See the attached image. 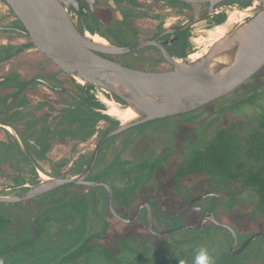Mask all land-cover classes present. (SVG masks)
<instances>
[{"label":"flooded vegetation","instance_id":"flooded-vegetation-1","mask_svg":"<svg viewBox=\"0 0 264 264\" xmlns=\"http://www.w3.org/2000/svg\"><path fill=\"white\" fill-rule=\"evenodd\" d=\"M253 6L254 2L252 0H227L215 5L211 13L198 23L204 22L205 25L203 26L208 31V29L210 30L227 22L230 18L228 9L245 11ZM208 9L209 5L207 4L190 5L176 0H74V4H69L68 13L76 20L84 36H96L112 46L126 47L140 42L153 43L125 55L96 53L130 68L148 72H162L172 69V65L166 55L176 60L185 59L196 48H194V43H197L194 25H186L189 20L205 13ZM251 15L250 13L243 21H246ZM227 29L226 24L219 28L217 27L212 35V43L223 37ZM199 57L194 56L192 59L196 60ZM262 71H264V66L234 91L220 99L236 97L239 92L241 94L259 93L264 87V74L261 75ZM103 94L105 100H115L120 102V104H124L117 97L107 93ZM77 101L87 102L92 106L93 111L107 116L105 115L104 100L93 93V91H82L54 63L39 53L9 3L5 0H0V196H19L44 180L74 177L84 171L99 140L113 125L101 119L94 125L92 134L83 141L78 137L65 136L64 128H62L67 122L65 111L77 108ZM209 106L211 104L197 111L205 110ZM201 122L202 120H194V123L198 125ZM217 122L220 125L224 124L220 122L218 115H214L212 119L210 118L201 126L202 131L204 133L207 131L208 136L206 140L197 144L198 149L203 148L205 144L215 137L218 131L220 132L222 128ZM143 125L145 124L131 128L106 140L97 155L89 176L85 179L86 182L103 183L110 188L114 211L118 199V197L115 198L117 196L116 192L128 187L126 183L142 177L140 165L136 166V170L130 171V167L140 160L139 149L123 151V145H120L122 137L128 134L129 131ZM45 128L48 129V132L43 137V129ZM126 141L127 143L124 145L130 144L131 138ZM116 157L118 160H115ZM99 158L102 160L101 167L103 169L101 173H99L100 167L99 169L96 168ZM113 163L114 168L112 167ZM80 165H82L81 168H77ZM104 169L107 171L105 174H103ZM106 175L109 177L107 178ZM131 176L132 178L129 179ZM113 181H120V183H113ZM190 181L198 185V191L187 194L179 193V196L185 200L187 199L182 205L185 212L191 214L189 213L190 210L195 211L197 213L195 215L198 216L194 223L185 225L195 226L204 216L212 214L217 222L227 224L233 228L237 236V245L231 251V233L211 221L203 222V227L198 231H186L194 232L197 238L204 234L207 237H213L216 233L215 230L221 229L223 231L222 237L229 244L224 250L227 259L232 257L239 259L245 255L243 257L245 261L246 257H248L247 261L250 262L249 264H262L260 258L262 249L258 258L253 255L252 248L256 240L261 239L260 241L264 243V239L257 238L248 246L239 250L242 244L252 235L255 233L264 234V232L254 230L247 234L248 232L245 231L246 227L239 228L235 226L238 220L247 218L241 213L243 212L242 207L246 206V203H239L238 201L240 200L235 199L230 194L233 187L221 180L208 178L204 175L191 176ZM67 186H78L95 191L94 199H99L100 205L103 206V211L100 212L107 219L117 220L108 210V194L103 186ZM67 186L59 187L29 200L8 204L0 203V219L5 221V224L0 226V231L9 226L18 225V232L13 237V240L26 238L30 234L29 230L33 228V223H38L43 218V223L46 226H49L48 223L50 221L55 222V225H53L55 228H51L49 231L44 230L39 237L42 241L57 239V237L67 233L70 234L68 235L69 239L84 237L85 234H80V236L79 234L72 235L71 231L66 232V222L60 223L57 219L60 217L54 216L56 208H58L57 212L67 206H60L58 203L48 202L47 200L52 195H61L65 191L60 190ZM87 189L84 190L85 193H88ZM71 191L74 190L71 189ZM71 191L67 190L63 199L68 198L70 200L72 196H77L72 195ZM167 191L171 192L172 189ZM97 194H101L102 198L100 196L97 197ZM35 200H42L43 202L37 207V213L32 221L29 223L26 221L19 222L22 217L21 213H24L29 206L28 204ZM144 204L149 206V213ZM140 205L142 207L139 215L131 223L141 221L143 231H145L144 234L163 238L184 232L163 236H155L150 233L148 231V220L154 232H165L185 225L165 231L155 230L153 228L155 216L152 204L144 198L137 201L131 216L122 217L116 211L115 213L121 218L130 219L135 215ZM169 206H172V203L165 208ZM232 206L239 207V210H231ZM45 218H47L46 223ZM119 223L123 225L131 224ZM92 233L96 235L95 232ZM95 235H92V240H98ZM103 239L102 235V239L99 240ZM9 242L1 244L0 249L9 244ZM197 243H199V239L193 238L187 242L180 243L178 245L179 249L173 244L180 253V256H178L179 260L185 258V264L190 262L188 261L190 259L194 261ZM169 246H172V242Z\"/></svg>","mask_w":264,"mask_h":264},{"label":"water","instance_id":"water-1","mask_svg":"<svg viewBox=\"0 0 264 264\" xmlns=\"http://www.w3.org/2000/svg\"><path fill=\"white\" fill-rule=\"evenodd\" d=\"M5 1L18 16L36 50L54 63L82 91L95 90L117 97L124 104L110 101L130 108L136 116L123 122L107 115L117 124L101 137L87 167L78 176L44 180L22 195L0 196V203L29 200L67 185H100L107 190L110 213L124 224L135 221L142 205L138 206L130 219L121 218L113 210L110 188L103 183L85 181L104 142L136 126L200 110L234 91L264 66V0H252L254 6L247 10L252 14L251 17L228 28L223 37L211 43L204 52H192L185 59L179 60L166 55L172 69L162 72L130 68L98 55L96 52L125 55L153 43L140 42L115 47L101 39L104 45L95 44L89 36L83 35L76 20L68 13L69 4H74V0ZM176 1L190 5H209L208 11L192 18L186 25L193 26L205 19L215 5L227 0ZM194 56L200 57L193 60ZM144 205L149 213V206ZM205 221L227 229L232 236L230 250L236 247L237 236L233 228L217 222L212 214L204 216L195 226L185 225L165 232L152 231L148 220V231L155 236L186 230L198 231ZM257 238L264 239V234L255 233L239 250Z\"/></svg>","mask_w":264,"mask_h":264},{"label":"rangeland","instance_id":"rangeland-1","mask_svg":"<svg viewBox=\"0 0 264 264\" xmlns=\"http://www.w3.org/2000/svg\"><path fill=\"white\" fill-rule=\"evenodd\" d=\"M228 12L230 18L227 22L217 26L218 28L224 24H226L228 28L235 27L236 24L241 23L245 17L250 15V12L247 10L228 9ZM203 25H205L204 22L194 25L195 37L197 39V43H194V48L196 47L193 50L194 53H202L209 47L213 41L212 35L217 29V27H215L206 31ZM263 74L264 71H262L261 75ZM92 91L100 96L102 100H105L102 92L91 90V92ZM240 95L241 93L239 92L238 96ZM229 99L230 98L220 99V102L213 103L202 111L147 123L129 131L128 134L122 137L120 145H123V151L127 152V150L130 149H139L140 160L130 167V171L136 170V166L140 165L142 177H138L137 180L126 183L128 187L122 188L116 192L117 196H115V198L118 197V199L114 209L120 216H131L137 201L144 198L152 204L155 216L153 228L155 230L165 231L177 226L194 223L198 215L187 214L185 212L182 205L187 199L185 200L183 197H180L179 193L187 194L197 192L199 187H197V184L191 183V176L189 174L184 176L180 175L181 171L178 165L182 161H186L188 154L198 149L197 144L200 141L206 140L208 136L207 131L204 133L201 129L204 123L219 113H224L221 119L219 118L220 122H227L226 120L229 117L228 113L230 112V108L227 107L218 112L217 110L221 105L227 104V100ZM253 99L262 100V102H264V95H261V97L259 95L253 96ZM241 101L234 115L238 117L243 116L248 107L252 108L251 112H254L255 109V113L257 112V106L253 107L254 105L251 104L249 100L241 97ZM194 120H202V122L198 125L194 123ZM129 138H131V143L124 145ZM132 176L129 179H131ZM113 183L119 184L120 181H113ZM168 189H172V191L168 192ZM65 194L66 192H63L61 195H52L50 198H47L48 202L58 203L60 206H67L62 210L59 209L57 212L56 210L58 208H56L54 216L60 217L57 218L60 223L66 222V232L71 231L72 235L89 234L88 228L85 227V220L81 219L87 211L86 200L78 201V199L73 196L70 200H68V198L63 199ZM42 202V200H35L29 203L25 212L21 213L22 217L19 219V222L26 221L29 223L32 221L37 213V207ZM170 203H172V206L165 208ZM92 210L93 212L91 215L95 216L100 211H103V206H93ZM50 211L52 210L50 209ZM107 222L108 225L103 234L105 239L92 240V242H97V247L93 251L94 253H92V256L89 255L87 257L90 264H181V262L185 264V258L179 260L178 256H180V253L177 248L180 243L187 242L193 238L199 239V243H197L196 246L197 250L201 246H206L208 248L213 259V264L250 263L247 261L248 257H246L245 261L243 257L245 255L239 259L233 257L227 259L226 252L223 250L226 246V240L222 237L223 231L221 229L215 230L216 233L213 237H207L206 234H204L196 238L194 232L184 231L183 233L175 234L170 237L159 238L144 234L145 231H143L141 221L131 223L130 225H122L116 220L109 218ZM258 223L259 222L256 221L251 227L246 226L245 231L248 232L247 234L253 232L256 229L255 225ZM17 232L18 225L9 226L0 231V245L5 242L14 241L13 237ZM68 235L70 234L67 233L66 235L57 237L56 242L61 245L65 243V246L71 247L79 238L69 239ZM171 242L172 246H169ZM173 244H175L177 248ZM55 247L56 246L51 247V244L47 246L44 244L34 250L31 249L32 254L30 257L34 255V259L30 261L32 263L38 261L37 258L39 257L40 264L53 263L58 254ZM252 249L253 255L258 258L260 256V250L262 249L260 258L262 264H264L263 241L259 239L256 240ZM188 261L190 262L186 264H194L193 260L190 259Z\"/></svg>","mask_w":264,"mask_h":264},{"label":"trees","instance_id":"trees-1","mask_svg":"<svg viewBox=\"0 0 264 264\" xmlns=\"http://www.w3.org/2000/svg\"><path fill=\"white\" fill-rule=\"evenodd\" d=\"M254 94L260 97L264 95V87H262L259 93L252 92L250 94L237 95L227 100V104L221 105L217 112L227 107L230 108V112L228 113L229 117L226 120L228 124L222 127L226 123L220 125L217 122L222 128L220 132L218 131L215 137L205 144L203 148L194 150L188 154L186 161H182L183 163L181 162V165L179 164L178 166L181 171V176L188 174L190 176L204 175L208 178L221 180L225 184L233 187L232 193L230 192V194L235 199H239V203H246V206L242 207L243 212L241 213L247 218L244 220L241 218L235 226L239 228L251 227L257 221L259 223L255 225V230L264 231V102L262 100H254L253 96H256ZM241 97L249 100L254 105L253 107L257 106V112L255 113V108L254 112H251L252 108L248 107L243 116L238 117L234 115L237 111V106L242 102ZM217 102H220V99L214 103ZM76 104L78 106L74 110L65 111V119H67V122L62 127L64 128L65 136L71 138L78 137L83 141L92 134L94 125L101 119H104L107 123H111L113 126L117 124V122L108 116L100 115L98 112L93 111L92 106L87 102L77 101ZM223 114L219 113L218 117L221 119ZM47 132V128L43 129V137ZM115 160H118V158L116 157ZM101 164L102 160L99 158L96 163V168L99 169L100 167L99 173L103 169ZM81 166L77 168L80 169ZM112 167H115L114 163ZM105 172L107 171L104 169L103 174ZM106 177L108 178L109 176L106 175ZM65 189L70 191L71 189L74 190L70 193L77 195L76 198L78 201L86 200L87 211L81 219L85 220V227L88 228L89 234L78 239L71 247L65 246V243L61 245L56 242V239L42 241L39 237L43 234L44 230L49 231L51 228H55L53 226L55 222L49 220V226H46L42 218L38 223H33V228L29 230L30 234L28 237L9 242V244L0 249V264H40L39 257L37 258L38 261L33 263L30 261L34 259V255L30 257L32 254L31 249L34 250L44 244L46 246L51 244V247L56 246L55 250L58 252L57 258L51 264H90L87 257L89 255L92 256L93 251L97 247V242H92V235H95L92 232L96 233L95 236L98 239H102V235L105 233L108 225L107 218L102 212L97 213L95 216L91 215L93 212L92 207L100 205V200L94 199L96 195L95 191L93 192L90 189L88 190L87 188L84 189L78 186H67L60 191L66 192L67 190ZM86 189L88 193L84 192ZM99 196L101 197V194H97V197ZM232 207L230 209H233V211L239 210L237 206ZM189 213L197 214L191 210ZM46 222L47 218H45ZM4 224L5 221L0 219V226ZM228 245L226 242L225 248Z\"/></svg>","mask_w":264,"mask_h":264},{"label":"bare ground","instance_id":"bare-ground-1","mask_svg":"<svg viewBox=\"0 0 264 264\" xmlns=\"http://www.w3.org/2000/svg\"><path fill=\"white\" fill-rule=\"evenodd\" d=\"M88 38L91 39L95 44L104 45L103 41L96 36H89ZM103 104L106 106V115L114 117L123 122L129 121L136 116V114L130 108L121 107L110 100H104Z\"/></svg>","mask_w":264,"mask_h":264},{"label":"clouds","instance_id":"clouds-1","mask_svg":"<svg viewBox=\"0 0 264 264\" xmlns=\"http://www.w3.org/2000/svg\"><path fill=\"white\" fill-rule=\"evenodd\" d=\"M183 264V262H181ZM194 264H213L212 256L206 246H201L195 254Z\"/></svg>","mask_w":264,"mask_h":264}]
</instances>
